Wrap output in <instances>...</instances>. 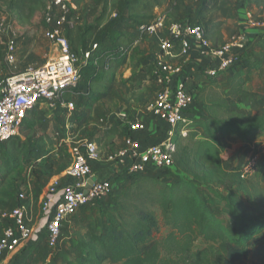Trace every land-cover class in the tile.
<instances>
[{
    "label": "trees",
    "instance_id": "16d2710c",
    "mask_svg": "<svg viewBox=\"0 0 264 264\" xmlns=\"http://www.w3.org/2000/svg\"><path fill=\"white\" fill-rule=\"evenodd\" d=\"M0 1L15 14L19 23L28 25L33 16L45 8L48 0ZM90 1L98 4L100 0H75L74 4L79 7ZM163 1L103 0L101 14L95 23H101L109 15V30L98 36L94 43L96 49L86 65L80 68V83L87 86L89 93L100 94L109 88L117 64L126 55L124 51L137 40L136 29L154 20V11ZM244 1L246 5L254 6L258 14L264 12V0ZM218 5L219 0H203L199 10L191 13L185 0H173V14L176 15V9L181 10L186 13L184 22L202 25L205 37L217 48L223 44V22L207 24L201 21L217 10ZM114 13L117 17L111 18ZM170 23L166 22L167 25ZM91 30L92 27H85L81 32L78 28L67 27L64 31L77 59H83V53L87 51ZM257 47L264 50V35H259ZM234 66L240 70L256 69L259 62L253 55L242 53ZM235 96L245 105L252 102V95L239 89ZM206 110L209 117L196 124L204 133L203 138H198L194 132H188L184 137L177 132L173 138L176 179L158 187L154 180L134 175L136 181L123 192L116 209L107 211L96 221L93 230L77 235L71 242L69 253L73 259L69 264H156L160 258L155 241L159 222L152 207L158 208L168 225L192 229L203 241L219 243L216 264H245L250 244L264 241V188L257 181L242 179L239 171L224 170L220 155L226 142L222 138L234 135L244 143H251L264 134V115H240L229 111L226 104H212ZM118 128L119 125L114 123L105 130L107 146L113 145ZM8 148L6 162L15 167L17 163L13 157L17 145L12 142ZM218 183L230 184L229 190L223 192L217 187ZM217 215L228 220L231 231ZM259 250L264 251V245Z\"/></svg>",
    "mask_w": 264,
    "mask_h": 264
},
{
    "label": "rangeland",
    "instance_id": "374dc122",
    "mask_svg": "<svg viewBox=\"0 0 264 264\" xmlns=\"http://www.w3.org/2000/svg\"><path fill=\"white\" fill-rule=\"evenodd\" d=\"M202 1L185 0L188 12L198 11ZM227 2L239 4V0H227ZM102 6L103 0H100L98 4L84 2L71 10L70 16L75 28L83 32L85 27H92L86 44L88 51L98 36L104 35L109 30V15L101 23H95L101 14ZM156 11L158 15H165L168 23L185 21V12L177 9L176 15L173 14V0H164ZM215 11L201 22L212 24L217 21ZM255 15L258 17L257 14ZM0 18L14 25L16 40L15 63L8 64L4 58V47L10 37L8 35L1 37L0 77L23 71L34 60L39 59L42 62L49 60L52 48L44 37V25L40 12L33 16L28 25H23L0 1ZM157 46L156 40L146 38L131 49L117 64L116 75L109 88L103 93H89L87 86L83 82L79 83L76 88L78 96L73 99L75 112L71 117L64 115L59 105L39 106L27 117L19 136L0 146V235L5 224L1 214L9 213L18 205V197L21 193L32 198V212L37 208L38 214L40 213L35 216L30 227L37 231L42 227L40 211L42 198L48 187L55 184L53 181L55 178L64 177L65 179V172L72 162V145L86 140L93 141L97 144L103 160L113 151L106 145L107 139L104 138L106 129L118 123L120 128L127 131L131 122L151 116L148 107L154 102L158 89L149 88L148 83L154 81L150 61L158 50ZM183 62L184 59L178 64ZM81 63L82 58H78L76 68H81ZM148 69L149 72L146 74L145 71ZM247 72L244 74L234 66L216 80H207L201 76L196 81L188 82L186 88L195 97L193 106L195 124L189 128L190 132H194L198 137H204V133L196 124L209 117L206 109L212 104H226L229 111L232 110L247 117L264 115V68L258 66L254 71ZM237 89L252 95V102L249 105H245L239 97L235 96ZM88 100L89 103H87ZM12 142L17 145V152L14 157L12 156L17 163L15 167L6 162L8 145ZM116 142L119 145L120 139ZM101 164L105 163L101 162ZM136 178L126 173L112 178L110 195L78 212L71 219H82L84 226L83 224L80 226L83 232L93 230L99 218L104 217L107 211L116 209V203L121 199L123 192L133 185ZM148 179L154 180L158 187H163L172 183L176 179V174L172 170L155 171ZM249 179L258 182L256 175ZM217 187L227 192L230 184L218 183ZM151 211L155 213L159 222L155 241L158 243L160 258L156 264L217 263L219 243L203 241L192 229L168 225L157 207H152ZM217 216L222 219L226 229L231 231L228 220L220 215ZM71 219L69 221H73ZM72 228L73 225L70 226L69 234L65 224L61 225L62 239L58 250H49L45 242L39 239L23 245L16 253L0 259V264H54L45 262L50 253L52 261L59 258L62 263L69 264L71 258H69L68 245L69 243L71 245V240H66V237L74 236ZM263 245L264 241L250 244L245 264H264V251L259 250Z\"/></svg>",
    "mask_w": 264,
    "mask_h": 264
},
{
    "label": "built area",
    "instance_id": "2783aa9c",
    "mask_svg": "<svg viewBox=\"0 0 264 264\" xmlns=\"http://www.w3.org/2000/svg\"><path fill=\"white\" fill-rule=\"evenodd\" d=\"M239 2L246 6L244 0ZM75 8L73 0H48L40 12L44 23V37L51 44L54 52L52 58L39 67H28L23 71L0 77V146L19 133L31 112L39 106L53 107L59 105L64 115L71 117L75 112L74 100L80 83V68H76L78 59L71 51L64 31L75 25L70 16ZM147 25L136 29L137 40L124 51L131 49L148 37L159 38L156 68L153 72L154 84L158 92L154 102L148 107L151 116L166 125L165 138L146 149H140L137 141L131 136L125 139V147L113 150L105 159H101L97 144L83 141L71 146L72 162L65 172L71 181L69 184H52L44 193L41 202V221L39 232L47 248L51 251L60 247L61 225L67 223L85 207H91L110 195L112 179L97 180L86 189L87 181L93 178V165L114 166L129 175H146L150 172L173 171V138L177 132L186 136L193 126V106L195 97L186 88L190 72L189 63L192 46H197L207 66L203 75L207 80H216L237 63L239 55L250 45L247 30L264 35V20L248 8L244 11L242 29L215 48L205 37L202 25L192 26L186 22L166 24V16L158 15ZM112 14L111 18H116ZM246 28V29H245ZM10 37L4 47V58L8 64L15 63L16 40L14 25L0 18L1 37ZM94 44L83 53L81 65H86ZM183 64H178L183 60ZM69 96V100H66ZM143 123L133 121L128 132H142ZM259 164V153L254 150L245 165L239 170L242 179L256 174ZM86 190V192H84ZM19 205L9 213L1 214L4 226L0 235V259L16 253L28 242L38 240L36 231L29 226L32 222V198L25 194L18 197Z\"/></svg>",
    "mask_w": 264,
    "mask_h": 264
},
{
    "label": "crops",
    "instance_id": "0c3cea01",
    "mask_svg": "<svg viewBox=\"0 0 264 264\" xmlns=\"http://www.w3.org/2000/svg\"><path fill=\"white\" fill-rule=\"evenodd\" d=\"M246 8L250 9L253 13L257 14V16L260 19L264 20V12L258 14L257 9L252 5L243 6L240 2L238 5H235V3L228 4L227 0H219L218 9L214 13H217L216 16L218 17L217 21L215 22L222 21L224 23L221 28V33L223 36V43L226 42L230 37L237 34V32L240 31V29H242L241 23L244 19V11ZM246 32L250 40V45L248 48H246L244 53L247 55H253L254 58L259 62V67L264 68V50H260L257 47L259 35L261 34L256 31L247 30V29H246ZM147 39L149 40L154 39L156 40L157 45H159V38L148 37ZM53 52L54 50L52 48L49 60L52 58ZM157 53H158V50L155 52V56L152 57L150 61V64L152 66L151 74H153L156 68ZM49 60H45L44 62L39 61V59L34 60L33 62H31V64L28 65V67H39V66L44 65ZM189 60H190L189 63H187L186 65V68L190 72L189 82L196 81L201 76L205 79L203 75V70L207 66V61H206L207 59L203 58V56L201 55L200 49L195 45L192 46ZM25 69L26 68H24L23 70ZM248 70L254 71V69H247V70H240V71L243 72L244 74H247ZM145 72L147 74L149 72V69L146 70ZM148 84H149V88H155V89L157 88L156 85L154 84V81ZM152 85L154 87H150ZM135 121H139L143 123L145 126V130L142 132L129 133L128 130L125 131L124 129L120 128V125L117 123L119 125L118 135L115 138L113 145L109 146L111 149L116 150V149L124 148L125 147L124 142L128 136H131L135 141H137L140 146V149L142 150L146 149L152 144L162 141L165 138L166 131H167L166 125L159 122L154 117L148 116L146 118H140L139 120H135ZM198 138H202V137H198ZM117 139L118 140L120 139L119 145H118V142H116ZM222 139L226 142V148L221 153L220 158L222 160L223 168L227 172L239 171L248 161L250 156L253 154L254 150L258 151L259 164H258L257 172L255 175L258 178L259 185L264 188V134L258 135L251 143H244L234 135H227L223 137ZM92 168H93V178H96L97 180L112 179L114 177H117L118 175L119 176L124 175L123 170L115 168L114 166H110V165L94 164ZM153 173L155 172H150L146 175H143V177L150 178L152 177ZM60 178H55L53 180L54 183L58 185H63V184H69L71 182L67 177H65V179L64 177H60ZM86 208L87 207L81 209L80 211H83ZM32 211H33V207H32ZM38 215H40V213L38 214V210L36 208L34 212H31V220L33 221L35 216H38ZM88 219H90V217H88ZM71 220L73 221H69L68 223H64V224L66 226V230L68 231L70 230V226L73 225L72 231L74 232V236L66 237V240H71L72 242V240L76 239L77 235H81V236L84 235L86 233V230H84V232L82 231L83 229L81 228L80 224H83L84 226V222L82 221L81 218H77V219L73 218ZM35 231L37 233L38 240L42 239L44 241L43 236L41 235L39 230L38 231L35 230ZM68 233L70 234V231ZM68 246H70V243ZM69 258L73 259V256L69 254ZM45 262L54 263V264H65V263H62V261L59 258L52 261L51 253L46 257Z\"/></svg>",
    "mask_w": 264,
    "mask_h": 264
},
{
    "label": "water",
    "instance_id": "95a60500",
    "mask_svg": "<svg viewBox=\"0 0 264 264\" xmlns=\"http://www.w3.org/2000/svg\"><path fill=\"white\" fill-rule=\"evenodd\" d=\"M96 181V178H91L87 181L86 189H88L94 182ZM86 192V190H84Z\"/></svg>",
    "mask_w": 264,
    "mask_h": 264
}]
</instances>
